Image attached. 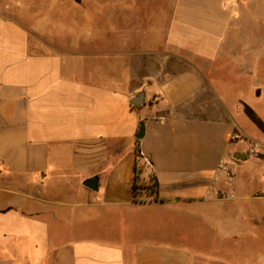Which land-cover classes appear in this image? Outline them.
<instances>
[{"label": "crops", "instance_id": "1", "mask_svg": "<svg viewBox=\"0 0 264 264\" xmlns=\"http://www.w3.org/2000/svg\"><path fill=\"white\" fill-rule=\"evenodd\" d=\"M148 1L110 0L101 43L60 17L39 28L0 10V264H233L244 232L264 231V161L243 155L264 146V53L211 69L188 44L192 10L217 17L218 32L241 6ZM137 148L151 162L137 181L155 184L138 201ZM224 161L235 200L210 195Z\"/></svg>", "mask_w": 264, "mask_h": 264}, {"label": "rangeland", "instance_id": "2", "mask_svg": "<svg viewBox=\"0 0 264 264\" xmlns=\"http://www.w3.org/2000/svg\"><path fill=\"white\" fill-rule=\"evenodd\" d=\"M110 0H0V10L9 11L12 15L18 19H24L34 22L35 26L41 28L44 23H48L46 19H54L60 17V24L64 26L67 33H73L75 30L82 31L85 35L86 32H95L97 42L106 40L108 30V11L111 9ZM159 0H149V5L154 6ZM215 1V0H211ZM236 1L242 10L233 9L230 10L229 25L225 27L220 26L218 30L217 24L213 23L215 18L208 10L198 12L192 10L191 15L188 16V20L192 25H189V29L197 32L189 41L188 44L191 48L200 49L205 47L209 54L204 57H200L199 63L210 64L211 69L224 65L227 69H238V67L250 66L252 58L256 50H260V53H264V40L257 41L256 35H264V0H256V5L250 7L246 5L244 0ZM255 1V0H253ZM151 8V7H146ZM120 12L119 18L122 19L123 9H115ZM198 12V13H196ZM77 16L82 19V24H76L74 21ZM211 20H210V18ZM117 17V16H116ZM78 18V17H77ZM128 20L133 18L128 15ZM182 17H180L181 19ZM119 29L124 27L123 23L119 22V19L112 20ZM187 21H185L186 25ZM110 25V24H109ZM114 25V27H115ZM179 25V24H178ZM183 25V26H185ZM81 28V30H80ZM209 30V31H208ZM186 31V29H185ZM206 31V32H205ZM201 32L209 33L204 37L199 35ZM181 29L175 28V37L179 34H184ZM219 38V34L222 33L220 40H217V45H211L207 36L212 34ZM219 33V34H218ZM178 40V39H177ZM205 42V43H204ZM221 42V45H219ZM181 52V49H176L175 52ZM260 63L264 64V55H259ZM230 72H225L224 75L229 76ZM249 78H244L243 83L247 84ZM237 263L233 264H264V231L251 234L244 232L241 246L237 250ZM231 257V256H230ZM234 258V256H232Z\"/></svg>", "mask_w": 264, "mask_h": 264}, {"label": "built area", "instance_id": "3", "mask_svg": "<svg viewBox=\"0 0 264 264\" xmlns=\"http://www.w3.org/2000/svg\"><path fill=\"white\" fill-rule=\"evenodd\" d=\"M245 159L254 160V161H264V146L249 142L243 152ZM151 168V162L148 157L144 155L142 151L138 148L135 151V162H134V177L136 180L133 182L132 192L134 200H142L141 195H153L155 192V184L150 178L148 181H137V178L140 177V174L145 170ZM215 184L210 190V195L212 198L223 199V200H235V174L232 168L228 165L227 162H222L218 167L217 172L214 174ZM141 191L145 193L141 194ZM149 192V194L146 193ZM151 200V199H150Z\"/></svg>", "mask_w": 264, "mask_h": 264}, {"label": "water", "instance_id": "4", "mask_svg": "<svg viewBox=\"0 0 264 264\" xmlns=\"http://www.w3.org/2000/svg\"><path fill=\"white\" fill-rule=\"evenodd\" d=\"M143 103V99H142V95H139L137 97H135L134 99H132L131 104L134 106H138L141 105ZM144 135V123L140 122L139 123V128H138V132L136 134V138L138 140L142 139ZM97 184H98V180L96 178H92V179H87L86 181H84L83 185L93 191L97 190Z\"/></svg>", "mask_w": 264, "mask_h": 264}]
</instances>
